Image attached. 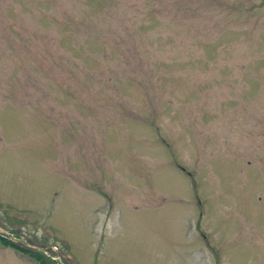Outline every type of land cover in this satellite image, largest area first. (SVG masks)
<instances>
[{"label": "rangeland", "instance_id": "374dc122", "mask_svg": "<svg viewBox=\"0 0 264 264\" xmlns=\"http://www.w3.org/2000/svg\"><path fill=\"white\" fill-rule=\"evenodd\" d=\"M0 232L51 264H264V0H0Z\"/></svg>", "mask_w": 264, "mask_h": 264}, {"label": "trees", "instance_id": "16d2710c", "mask_svg": "<svg viewBox=\"0 0 264 264\" xmlns=\"http://www.w3.org/2000/svg\"><path fill=\"white\" fill-rule=\"evenodd\" d=\"M0 241L5 246H10V247L16 248L17 250H19L21 252L29 254L30 257H32L34 260L37 261V264H51L46 260V258L44 257V254L42 252H39L37 250H33L31 248H27L21 244L14 242L12 239H10L6 236H3V235H0Z\"/></svg>", "mask_w": 264, "mask_h": 264}]
</instances>
